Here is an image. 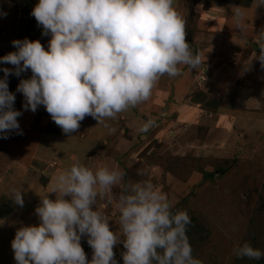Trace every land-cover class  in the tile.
Instances as JSON below:
<instances>
[{
    "label": "rangeland",
    "instance_id": "1",
    "mask_svg": "<svg viewBox=\"0 0 264 264\" xmlns=\"http://www.w3.org/2000/svg\"><path fill=\"white\" fill-rule=\"evenodd\" d=\"M186 1L178 12L186 21V35H192V50L203 54V64L198 70L181 66L182 75L161 77L148 101L122 113L118 123L106 121L114 132L86 116L78 131L65 134L52 119L47 121L50 115H42L47 113L44 106L35 113L24 110L25 99L16 89L21 79L31 77V70L8 76L14 108L22 112L17 119L23 134L0 138V264H16L11 247L16 231L40 223L35 209L42 197L57 196L50 192L53 177L77 161L93 171L119 169L122 185L151 182L168 197L174 213L185 210L198 220L202 232L188 239L202 264H264V256L250 260L233 253L245 242L264 253V68L253 59L250 70H242L260 52L256 41L264 31V0L241 8L243 31L235 28L232 8L237 4ZM37 3L0 0V57L17 51L13 40L25 38L39 40L48 50L51 34L42 35V26L31 15ZM13 67L0 62V79L3 68ZM149 118L158 126L141 133ZM204 171L214 175L206 179ZM12 190L21 191L23 207L14 202ZM121 192L116 185L111 202L97 199L114 233H119ZM123 239L113 248L117 264H124ZM87 240L85 235L80 242L90 262L93 249Z\"/></svg>",
    "mask_w": 264,
    "mask_h": 264
},
{
    "label": "clouds",
    "instance_id": "2",
    "mask_svg": "<svg viewBox=\"0 0 264 264\" xmlns=\"http://www.w3.org/2000/svg\"><path fill=\"white\" fill-rule=\"evenodd\" d=\"M235 28L246 27L243 10L232 8ZM32 16L42 35L51 34L48 50L39 40H13L17 51L0 57V138L22 135L14 108L16 96L7 78L21 79L16 91L23 94L25 111L35 113L44 106L53 122L71 136L86 116L106 123L117 115L148 101L161 77L182 75L181 66L198 70L203 54L186 41V21L173 0H38ZM256 43L260 52L244 63L250 70L253 59L264 68V31ZM149 118L139 129L147 133L157 127ZM124 173L106 166L95 171L79 163L53 177L50 192L35 209L38 225L16 231L11 247L16 264H117L114 246L123 236L124 264H202L193 256L187 236L191 218L187 211H172L168 197L151 182L122 185ZM120 185L117 208L119 233L110 230L109 219L97 207V199L112 200L113 186ZM23 207L20 190L10 192ZM70 197V199H66ZM96 206L95 210L93 206ZM93 249L89 262L81 237ZM236 258L260 260L264 253L245 242L233 249Z\"/></svg>",
    "mask_w": 264,
    "mask_h": 264
},
{
    "label": "trees",
    "instance_id": "3",
    "mask_svg": "<svg viewBox=\"0 0 264 264\" xmlns=\"http://www.w3.org/2000/svg\"><path fill=\"white\" fill-rule=\"evenodd\" d=\"M218 1L228 2V3H234V4H237V5L245 6L246 7V6H250L253 0H218ZM186 41L191 46V43H192V35H190V34L188 35L187 34L186 35ZM196 100L198 102H201V101L205 102V100H201L200 98H196ZM205 103H206L207 106H214V104H212L208 100H206ZM213 175H214L213 172H209V171H204L203 172V176L206 179L211 178ZM202 229H203V227L201 226L200 222L198 220H196L195 218H192L191 219V224L188 226V230H187V233L189 232L187 234L188 238L190 237V239H193L195 237L194 234L195 233H198V232L201 233L202 232L201 231Z\"/></svg>",
    "mask_w": 264,
    "mask_h": 264
},
{
    "label": "crops",
    "instance_id": "4",
    "mask_svg": "<svg viewBox=\"0 0 264 264\" xmlns=\"http://www.w3.org/2000/svg\"><path fill=\"white\" fill-rule=\"evenodd\" d=\"M183 2V0H173V6H174V8H175V10L178 12V9H179V6H181V3ZM185 2L187 3V1L185 0ZM211 2H213V0H204V2H203V4L205 3L206 5L207 4H209V3H211ZM217 2H220V1H216V3ZM235 6H239L240 8H245V6H240V5H235ZM180 11V10H179ZM248 106H244V109L245 108H247ZM122 113H125V114H127V112L125 111V112H122ZM122 113H120V114H118L117 115V123L119 122V121H121V120H123V118H122ZM42 115L43 116H48V115H50V114H48V112L46 113V114H44L43 112H42ZM130 115H131V113H130ZM50 119H52L51 118V116L47 119V121H50ZM112 120V119H111ZM113 122H115L114 120H112ZM129 123H131V121H128L127 122V124L126 125H129ZM131 128H136V126H130ZM133 132V131H132ZM132 132H130V133H132ZM75 159V158H74ZM49 185H50V183H49Z\"/></svg>",
    "mask_w": 264,
    "mask_h": 264
}]
</instances>
